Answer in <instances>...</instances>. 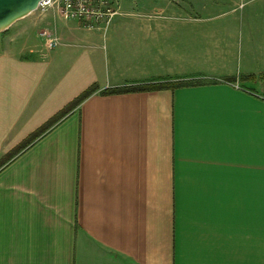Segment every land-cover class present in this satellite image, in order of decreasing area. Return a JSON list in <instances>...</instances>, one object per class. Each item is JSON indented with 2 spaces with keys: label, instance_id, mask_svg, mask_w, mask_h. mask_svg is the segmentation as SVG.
<instances>
[{
  "label": "crops",
  "instance_id": "1",
  "mask_svg": "<svg viewBox=\"0 0 264 264\" xmlns=\"http://www.w3.org/2000/svg\"><path fill=\"white\" fill-rule=\"evenodd\" d=\"M118 5L0 34V264H264V0Z\"/></svg>",
  "mask_w": 264,
  "mask_h": 264
},
{
  "label": "built area",
  "instance_id": "2",
  "mask_svg": "<svg viewBox=\"0 0 264 264\" xmlns=\"http://www.w3.org/2000/svg\"><path fill=\"white\" fill-rule=\"evenodd\" d=\"M116 0H41L36 11L46 12L56 8L64 19L82 22L88 28H105L117 14ZM38 36L47 49L59 46V39L51 32L41 30Z\"/></svg>",
  "mask_w": 264,
  "mask_h": 264
},
{
  "label": "water",
  "instance_id": "3",
  "mask_svg": "<svg viewBox=\"0 0 264 264\" xmlns=\"http://www.w3.org/2000/svg\"><path fill=\"white\" fill-rule=\"evenodd\" d=\"M41 0H0V34L35 12Z\"/></svg>",
  "mask_w": 264,
  "mask_h": 264
},
{
  "label": "rangeland",
  "instance_id": "4",
  "mask_svg": "<svg viewBox=\"0 0 264 264\" xmlns=\"http://www.w3.org/2000/svg\"><path fill=\"white\" fill-rule=\"evenodd\" d=\"M118 1L119 0H116V3H115V8H116V13L118 14V12H120V7H119V5H118ZM53 9V8H52ZM49 10H51V9H49ZM40 13H44V12H40V11H36V12H33V14L32 15H34V17H36V15H39ZM116 14V15H117ZM31 17V16H30ZM33 17V16H32ZM55 49V48H54Z\"/></svg>",
  "mask_w": 264,
  "mask_h": 264
},
{
  "label": "trees",
  "instance_id": "5",
  "mask_svg": "<svg viewBox=\"0 0 264 264\" xmlns=\"http://www.w3.org/2000/svg\"><path fill=\"white\" fill-rule=\"evenodd\" d=\"M83 97H84V96H83ZM83 97H81V99H82Z\"/></svg>",
  "mask_w": 264,
  "mask_h": 264
}]
</instances>
